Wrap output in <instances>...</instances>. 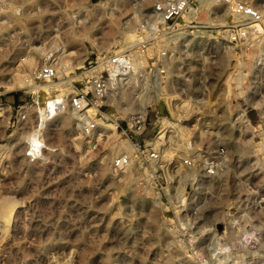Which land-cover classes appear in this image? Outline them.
<instances>
[{
  "label": "rangeland",
  "instance_id": "374dc122",
  "mask_svg": "<svg viewBox=\"0 0 264 264\" xmlns=\"http://www.w3.org/2000/svg\"><path fill=\"white\" fill-rule=\"evenodd\" d=\"M209 1L0 0V80H28L0 84V198L16 206L0 264H264V0ZM247 7L259 22L231 15ZM133 52L132 109L95 82ZM52 97L74 126L53 120L34 152Z\"/></svg>",
  "mask_w": 264,
  "mask_h": 264
},
{
  "label": "bare ground",
  "instance_id": "6f19581e",
  "mask_svg": "<svg viewBox=\"0 0 264 264\" xmlns=\"http://www.w3.org/2000/svg\"><path fill=\"white\" fill-rule=\"evenodd\" d=\"M214 1V0H213ZM258 1V0H257ZM210 2L211 1H209V0H203V2H202V5H207V6H209L210 5ZM252 5V4H251ZM203 6V7H204ZM252 6H254V5H252ZM201 7V6H200ZM214 7V6H213ZM231 7V6H230ZM255 7H257V6H255ZM189 8V7H188ZM258 8V7H257ZM210 9V8H209ZM250 10L251 12H255L256 14H259L258 12H256L255 10H253L252 8H249V7H247V10ZM191 10V12L190 13H194L195 14V12H196V10L195 9H190ZM247 10H245V12H240L239 14H231L232 16H233V18H235L236 20H237V18L239 19V17L238 16H243L244 17V19L245 18H250V16L247 14ZM210 11H211V9H210ZM216 11V10H215ZM260 13H262V16L264 15L263 13H264V10H261L260 9ZM188 13V12H187ZM181 16V15H180ZM183 17V16H182ZM185 17H186V15H185ZM184 17V18H185ZM184 21V20H183ZM247 23V22H246ZM254 24V23H253ZM259 24H255L254 26H252V27H256L257 28V30L259 29V26H258ZM261 28V27H260ZM132 30V29H131ZM126 31V30H125ZM123 33H124V31H123ZM132 35V34H131ZM122 36H124L123 34H122ZM71 38V37H70ZM248 38V37H247ZM120 40V39H119ZM138 40V39H137ZM257 43H258V41H257ZM116 44H118V42L116 43ZM138 44V43H137ZM108 46L106 45V43L105 42H103L102 44H101V46H100V49H106ZM134 47V46H133ZM132 48V47H131ZM130 48V49H131ZM109 49V48H108ZM3 51V50H2ZM117 55H121V54H117ZM114 56H116V55H114ZM120 57V56H119ZM130 60H131V65L133 66V68L135 69H137L138 67H140V66H142L143 64H145V60H142V55L139 53V52H133L132 53V55L130 54ZM142 60V61H141ZM122 61V60H121ZM123 62V61H122ZM33 63H32V60H29L28 61V66H31ZM238 66V65H237ZM234 69V68H233ZM4 71H6V70H3V71H1L2 73L4 72ZM174 71H175V69H173V68H171V69H169V74L170 75H172L173 73H174ZM237 71V70H236ZM238 72V71H237ZM240 73H241V71H240ZM237 74V76H238V74L239 73H236ZM174 75V74H173ZM14 76V75H13ZM21 76V75H20ZM18 76L17 78H15V79H12L11 81H7V80H0V84H2L3 86L5 85V86H7L8 88H10L11 90L13 89V87H15V85L16 84H23V83H28V80L27 79H24L23 78V76ZM239 77H241V76H239ZM236 80H238L239 81V79H236V77H235V81ZM237 82V81H236ZM69 83V82H68ZM239 83V82H238ZM71 84V83H70ZM69 84V85H70ZM1 85V86H2ZM68 85V86H69ZM17 88V87H16ZM19 89H20V87H18ZM41 89V88H40ZM9 90V89H8ZM42 90V89H41ZM10 91V90H9ZM134 86L133 87H130V88H128V89H123L120 93H119V98H118V102H121V101H124V102H128L129 104L130 103H132V101H134V99H133V97L135 96L134 94ZM28 94V93H27ZM43 104H44V107L43 108H38V113H39V116L41 117V119H43V115L45 114V115H47V117L49 116V114H50V116L53 114V113H55L54 114V116H52L51 118H49V120L48 121H46L45 122V124H44V130L41 128L40 130L38 129V131L36 132V134H34V135H32V136H30V138H29V147L32 149V150H34V152L36 151H40V149H41V147L42 146H44V144L42 143V141L44 142V137H42L43 135H42V133L44 134V132L43 131H46V129L48 128V126L50 125V123L53 121V120H55L64 130H66V131H68V132H71L72 131V129H73V126H74V124H73V117H74V115H73V113L72 114H70V115H65V114H61L60 112L59 113H57V111L55 110L56 109V105L57 104H61V102L63 103V99L62 98H59V97H52V98H50V99H44L43 100ZM63 106H64V104H62ZM82 106H84V103L82 104ZM128 107H130V108H132V106H131V104L130 105H128ZM47 109V110H46ZM56 111V112H55ZM129 111H131V110H129ZM73 116V117H72ZM46 117V118H47ZM75 118V117H74ZM86 118V117H85ZM84 118V119H85ZM105 118V117H104ZM48 119V118H47ZM100 121V120H99ZM166 122V121H165ZM98 124H100L99 125V129L97 130V131H95V133H97V135L96 136H100L99 134H98V132L100 133V132H104L105 134H106V137H107V135H109V133H110V131H109V128L112 130V134H114L115 132H116V129H115V126L113 125V124H108V125H103V124H101L100 122H98ZM97 124V125H98ZM95 136V135H94ZM111 137V136H110ZM109 141V140H108ZM108 141H107V143H108ZM119 141V140H118ZM120 141H122V140H120ZM116 142V141H115ZM106 143V144H107ZM172 143V142H171ZM115 144V143H114ZM131 145H133L134 146V144H132L131 143ZM130 146H129V144L127 145V144H124V143H122V142H119V144H117V145H115L114 147H113V152H114V154H118V153H121V152H125V153H127V152H129L130 151V148H129ZM112 148V147H111ZM38 154V153H37ZM36 155V154H35ZM181 172V171H180ZM105 174V167H102L101 168V176L102 175H104ZM126 183L127 184H130V183H132V182H134V181H136V179L139 177V173L132 167V162H131V164L127 167V172H126ZM180 174V173H179ZM184 175V174H183ZM182 179V178H181ZM133 184V183H132ZM181 184V183H180ZM178 189V188H177ZM2 199V200H1ZM0 220H2L1 221V223L2 224H4L5 226H8L9 224H10V222H12V216L14 215V212H15V203H14V201H12L13 199L10 197V198H0ZM15 200V199H14ZM16 202V201H15ZM17 203V202H16ZM20 203V202H19ZM17 206H18V204H16ZM20 206V205H19ZM50 209V208H49ZM20 214V213H19ZM149 220H150V224L152 225V226H156V224H157V219H156V217H155V215L153 214V213H149ZM0 223V224H1ZM105 225V224H104ZM1 229H2V227H0ZM6 228V227H5ZM8 228H6V230H7ZM7 232H9V231H7ZM93 232V231H92ZM3 233V232H2ZM7 233H5V235H6ZM15 234V233H14ZM69 235V234H68ZM0 236H3V237H5L4 235H1L0 234ZM95 236V235H94ZM160 237V236H159ZM66 238V237H65ZM155 242H157V241H155ZM120 243V242H119ZM70 247V246H69ZM8 249V248H7ZM71 249V248H70ZM5 250V249H4ZM70 251V250H69ZM76 252V251H75ZM78 252V251H77ZM145 253H147V252H145ZM162 253V252H161ZM161 253H160V255H161ZM51 254V253H50ZM78 254V253H77ZM1 255V254H0ZM61 257V256H60ZM76 257V256H75ZM164 257V256H163ZM166 257V256H165ZM2 258V257H1ZM66 259V258H65ZM108 259V258H107ZM166 259V258H165ZM72 260V259H71ZM164 260V259H163ZM165 261V260H164ZM162 262V261H161ZM166 262V261H165ZM104 263V262H103ZM109 262H107L106 264H108ZM105 264V263H104ZM167 264V263H166ZM170 264V263H169Z\"/></svg>",
  "mask_w": 264,
  "mask_h": 264
},
{
  "label": "built area",
  "instance_id": "2783aa9c",
  "mask_svg": "<svg viewBox=\"0 0 264 264\" xmlns=\"http://www.w3.org/2000/svg\"><path fill=\"white\" fill-rule=\"evenodd\" d=\"M243 12L247 10V8H240ZM247 14L250 16L252 21L259 22L261 20L260 14H256L255 12H251L249 9L247 10ZM120 56V57H119ZM123 62H122V61ZM100 68L103 69V74L101 75L100 78L96 79L95 82V88H96V93H98L101 97H103L106 93L114 95L116 97L119 96V93L125 88L127 85L126 83L130 82L133 78L134 75L130 74V72L134 71L133 66L131 65V60L128 58L126 55L121 54V55H116L109 57L108 59L104 60L101 62ZM106 73V76H104ZM41 74L45 77L48 78L52 76V70L46 68L41 71ZM101 79V80H100ZM107 100L109 99L108 96H106ZM84 103V106L88 105V101L86 96H83L81 99H72L71 105L72 107L77 110V111H82L83 107L82 104ZM56 106H60L57 104ZM151 107L147 105L146 107L143 108V110H139L137 112H144V113H149L153 112ZM133 109V108H132ZM57 110V109H56ZM136 112V111H135ZM17 120L22 119L23 116L18 114ZM89 120V121H88ZM85 118L84 119V126L86 131H91L93 132V123H90L92 120ZM137 146H135L136 149ZM123 164V159H120L118 161V165Z\"/></svg>",
  "mask_w": 264,
  "mask_h": 264
}]
</instances>
